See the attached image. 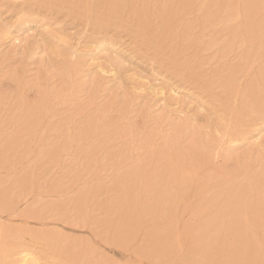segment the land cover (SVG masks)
<instances>
[{
	"label": "bare ground",
	"instance_id": "1",
	"mask_svg": "<svg viewBox=\"0 0 264 264\" xmlns=\"http://www.w3.org/2000/svg\"><path fill=\"white\" fill-rule=\"evenodd\" d=\"M68 19L84 22L78 34ZM132 22L156 25L153 39L172 44L183 80L233 94L203 138L150 127L151 106L134 116L129 97L119 108L102 101V81L126 71L120 58L95 64L83 88L88 54ZM30 23L36 34L19 67L0 64V264H264V140H251L256 165L228 164L230 149L264 121V0H0V49L18 46L15 34ZM34 59L42 71L56 67L60 86L42 74L27 81ZM159 75L136 83L149 102H163L159 123L201 113V95L172 96Z\"/></svg>",
	"mask_w": 264,
	"mask_h": 264
},
{
	"label": "rangeland",
	"instance_id": "2",
	"mask_svg": "<svg viewBox=\"0 0 264 264\" xmlns=\"http://www.w3.org/2000/svg\"><path fill=\"white\" fill-rule=\"evenodd\" d=\"M61 14H62L61 16H65L64 12ZM3 18L7 19L8 17L6 14L3 13L1 15V19H3ZM128 25H127V23H122V24L118 25L117 29H115V30L109 29L108 33L110 32L109 34L113 35V38H114L113 42L114 43H112L111 45L107 44V43L102 44L101 46L99 45L94 49V51H92L90 54H88L87 59L89 60V62H91V65H90L91 70L88 72V76L85 78L83 88H85V90L89 89L90 82L96 76L94 71L96 69L95 67L98 64H101V66H107V64H108V62L106 61L108 59L107 57L120 58L119 60L124 62L123 66L126 70L124 72V75H123L124 78L122 77V78H120L121 79L120 80L119 77H117V76H115V77L110 76V77L105 78L102 81V83H101L102 86L100 88V90H101L100 94H101V100L102 101L113 103L116 108H119V107H122L123 104H125L127 102L126 98L129 97L133 100V102L131 103V107L133 110L132 114L134 116L137 115L138 113L142 112L143 108H145L146 106H148V105L151 106L152 116L150 115V120L148 123L150 127L159 125L162 130H165L167 132H172L176 129H181L186 134V136H191V135H193V133L200 131L201 137H202L204 134L203 130H204L205 125L221 114L222 109H224L222 106H224L225 104H227V105L229 104L230 106H232L231 101H232V103H234V101H235L233 98H231V97H233V94L223 93L221 89L216 88V87L214 88V90L212 89V91L210 90V91L206 92L199 85L200 82L199 83L197 81L194 82L192 79H190L191 81L190 80H188V81L183 80L181 75H180L181 71H180L179 67H178V69H179L178 70L176 68V65H174L175 64L174 63L175 58H174V56H172V52H170L171 48H169V47H171L172 44L169 46L167 40H165L166 42H163L164 44H162V43L156 44L155 40L153 39V34H154L153 27L156 25L150 24L148 27H144V28H141L135 22L128 23ZM64 27L66 28V30L68 32H70L72 34H78L82 30V28L84 27V22L79 20V19H76V20L68 19V21L65 23ZM99 28L100 27H97V26L96 27L95 26H89L87 29L90 32V31L98 30ZM101 28L104 29V27H101ZM146 30H147V32H146ZM35 32H36V29H35L34 23L33 24L30 23V24H27L25 26H22L19 28V30L15 34L17 41H14V42H15V44L18 43V46H14L13 41L7 42L6 44H4L2 46V48L0 49L1 50L0 51V64H2V66L4 64V69L6 71H10L12 69L19 67V65L21 63L22 56L26 50L25 46L27 45L28 41L33 39V37L36 34ZM130 32H131V34H130ZM28 35H29V37H28ZM142 39H144V41H141ZM89 40H90L89 38H85V36H83L79 42L78 49H82L85 51L86 43H88L87 41H89ZM168 48H169V50H168ZM162 50H163V52H162ZM160 52H161V54H160ZM106 55H108V56H106ZM141 55H147L149 58H153V60L157 61V64L159 67L158 68L151 67V65L148 64L147 61L142 59ZM37 61H38L37 59L32 60L33 63L28 66L29 71L25 74L27 81L31 80L33 82L38 77V75L42 74V77H44L47 80V83L49 85H52L55 87L60 86L59 84H61V80H60V76L57 74L56 67L53 65L46 64L45 71H42L41 67ZM171 61L174 64H172ZM95 64H97V65H95ZM167 64H169L170 66L174 65V68L172 66L169 69L168 68L169 65L167 66ZM132 73H134V74L132 75ZM176 73L177 74L179 73V75H177ZM207 73H209V72H207ZM157 74H160V75L162 74L161 76L159 75L158 78H160L161 82L164 83V86H166L167 89L171 88V89L175 90V91L173 90L174 93L171 92L172 96L177 95V97H179V98H188L187 100H190V101L193 98V100L191 101L193 103V101H195L196 98H198L201 95L200 96V99H201L200 102L202 105L201 108H204V109L200 108L201 113L199 112L200 114L196 115V114H194L195 112L192 111L191 109L189 110V112H186L185 114L171 113L169 116H167L168 118L166 117L164 119L165 123L160 122L161 123L160 124L158 119H159V115H161L162 112L164 111V106L162 104L163 102L162 101H159V102L158 101L157 102L156 101H150L149 102L148 97L145 96V94L139 90V87L136 84V83H138V81L141 80L140 78H138V75H143L144 80L151 81V80L156 79ZM177 78H179V79H177ZM133 79H135V80L133 81ZM157 82L158 81L156 80L155 83H157ZM187 83H189V85ZM131 88H133L134 90ZM196 88H198L199 90ZM132 90L134 92H132ZM131 93H133V94H131ZM220 93L221 94L223 93L222 96ZM224 96L226 97L225 99L228 100L227 102L224 99ZM168 97H171V96H168ZM206 97L208 99H206ZM218 97H219V99H218ZM194 98H195V100H194ZM221 99L222 100L224 99V100L222 101ZM123 100H125V101H123ZM203 100H204V102H203ZM151 102H152V104H151ZM223 102H224V104H223ZM172 104H174V102H172ZM215 106L219 109H217ZM236 106H238V107L235 108V112L240 110V105L238 103H236ZM193 114L195 115L194 117H196V116H198V117H196V118L191 117ZM183 115H185V116H183ZM208 117H209V119H207ZM212 117H213V119H212ZM167 119H168V121H167ZM251 135H252L251 138H250V136L244 137V139L241 142L240 141L237 142L234 145V147L230 149V152L228 154V164L229 165H232L235 162L238 163V165H242V164H251L252 165V163H253V165H256V161L259 160V155H258L259 151L252 144L251 140H253L254 138L257 140H264V121L263 120L260 122V125H258V128L251 133ZM262 161H264V160H262ZM261 164H262L261 169L264 170V163L261 162ZM57 226H58L57 228H59V229H61V227H62V225L60 223H58ZM64 226H66V225H64ZM65 229H66L65 231H67V232L70 231L67 228H65ZM114 250H116L115 256L122 263H127V262L131 261V257L129 255L130 254L133 255L132 252L125 251L124 249H120V248H116V247Z\"/></svg>",
	"mask_w": 264,
	"mask_h": 264
},
{
	"label": "snow or ice",
	"instance_id": "3",
	"mask_svg": "<svg viewBox=\"0 0 264 264\" xmlns=\"http://www.w3.org/2000/svg\"><path fill=\"white\" fill-rule=\"evenodd\" d=\"M109 264H119V262L118 261H111V262H109Z\"/></svg>",
	"mask_w": 264,
	"mask_h": 264
}]
</instances>
